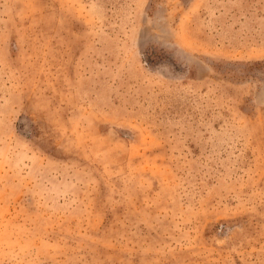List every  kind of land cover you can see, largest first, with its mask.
Returning <instances> with one entry per match:
<instances>
[{"label": "rangeland", "instance_id": "obj_1", "mask_svg": "<svg viewBox=\"0 0 264 264\" xmlns=\"http://www.w3.org/2000/svg\"><path fill=\"white\" fill-rule=\"evenodd\" d=\"M0 264H264V0H0Z\"/></svg>", "mask_w": 264, "mask_h": 264}]
</instances>
